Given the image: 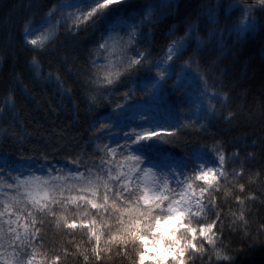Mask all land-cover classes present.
<instances>
[{
    "label": "snow or ice",
    "instance_id": "snow-or-ice-1",
    "mask_svg": "<svg viewBox=\"0 0 264 264\" xmlns=\"http://www.w3.org/2000/svg\"><path fill=\"white\" fill-rule=\"evenodd\" d=\"M13 8H23L22 27L0 44L12 61L7 76L0 75V264H58L59 249L50 258L44 250L42 231L52 224L58 233L81 234L74 251L64 249L81 264H107L113 252L124 264H186L205 256L206 264H235L250 246L264 244L260 229L231 249L213 231L221 192L240 206L244 228L249 206L264 203V164L244 167L264 160V152H248L229 170L239 151H227V134L236 129L225 105L238 84L223 63L238 59L237 45L258 32L264 53V0H76L75 7L67 0H27ZM16 23L9 16L0 31ZM62 25L68 50L83 54L77 78L85 103L76 118L82 122L66 127L55 144H32L20 115L31 92L26 74L40 77V56L65 46ZM54 75L63 88L53 72L40 79ZM189 127L207 133L210 144L181 146ZM251 135L250 145L248 137L235 142L264 148V127ZM60 157L75 168L52 164ZM246 171L249 184L239 182ZM5 175L14 182L5 183ZM213 214L217 219L205 222Z\"/></svg>",
    "mask_w": 264,
    "mask_h": 264
},
{
    "label": "trees",
    "instance_id": "trees-1",
    "mask_svg": "<svg viewBox=\"0 0 264 264\" xmlns=\"http://www.w3.org/2000/svg\"><path fill=\"white\" fill-rule=\"evenodd\" d=\"M73 0H67L71 2ZM211 2V0H208ZM232 0H221L222 4H229ZM26 4L27 0H0V23L9 16H15L17 23L12 24L9 27H5L3 31H0V44H2L7 38V32L11 30L16 32L19 27H22V20L20 19L23 8H13V5ZM220 13H223L224 8L218 9ZM219 16V15H218ZM171 22V21H170ZM62 25L59 33V40L65 41V46H61L59 43L51 53L42 54L39 58L40 61V76L43 77L49 72H53L60 76L63 81V88L60 84H56L54 81H47L46 79H40L34 73H27L28 87L31 89L29 93V103L26 107H21L20 115L21 122L24 125V135L28 136L29 142L34 143H56V138L60 136L66 127H73L78 129L79 123L77 121L78 116H82V105L85 103L83 96L81 95V89L79 87L80 81L78 80V73L83 68V54H78L75 51H69L67 48V35H65ZM159 30V29H158ZM206 34V30L205 33ZM71 35V34H68ZM231 39V38H230ZM160 44L164 41L161 39ZM241 55L235 61H232L230 56L225 59L223 63L228 66L229 78L235 80L238 84L237 88L229 91V100L225 105L227 112L234 113V118L231 119V126L236 130L228 133L229 139L227 144L230 147L227 148L228 152H232L234 149L239 151V158L233 162L229 161V170L232 167L239 166L240 162L244 160L248 152H253L255 156L257 152H264V148H261L257 143L256 148L250 146L246 147L244 143H236L237 138L248 137V144H251L252 133L255 132L259 135L262 127H264V53L261 49V37L258 32L256 36H248L245 38L242 44H238ZM31 56L30 52L23 53L20 59L21 65ZM11 58L3 55L0 52V69L3 72L2 76H7V71L11 66ZM99 64V63H98ZM100 65V64H99ZM91 68V65H89ZM55 78V75L53 76ZM36 81V83H33ZM69 88L72 92L69 93ZM5 89L0 86V100H2ZM75 103L76 107H73ZM77 109H81L79 112ZM106 109H101V111ZM70 121L73 123L70 125ZM227 125L224 123L219 124V128L223 129ZM183 137L181 140V146L183 143L188 144H210V140L206 139L207 133H201L194 128H185L183 130ZM31 134V135H29ZM73 133H68V136ZM67 138V137H66ZM82 145L83 141H79ZM29 144L25 145V148L29 147ZM10 153L15 151V147L11 144L3 145ZM90 151V146H85ZM167 147V146H165ZM173 153L179 154L181 147L172 148ZM16 158V157H13ZM62 163H69L62 157L53 159L52 164L59 166ZM264 164V160L257 159L256 161H245L244 167L249 169V164ZM45 165H48L47 163ZM253 171L258 170L255 166ZM232 179H235L233 177ZM241 183H251L250 177L247 171L244 174ZM221 207L217 209L220 212V218L213 226V231L221 241L223 246L236 248L242 244L249 243L243 239L246 233L256 234L260 229V234H264V203L257 200L254 204L250 205L251 215L247 217L249 224L247 228H244L243 222L238 219L240 215V206L235 205L234 197L231 198V203L225 202L223 198V192H221ZM235 205V206H232ZM249 207L245 208V211H249ZM233 213H236L234 216ZM216 215L213 214L206 218L205 222H211L216 220ZM44 235V250L50 258L59 249V255L61 257L58 264H81L75 257L69 255L65 257L64 249L67 247L69 252L74 251L75 245L80 243L82 237L79 232L72 234L58 233L55 225H49L46 230L42 231ZM86 242L87 238H83ZM207 256L204 261L195 259L194 261H186V264H206ZM107 264H124L123 257L118 256L113 252L108 258ZM235 264H264V244L256 243L254 246H250L246 253L240 254L235 258Z\"/></svg>",
    "mask_w": 264,
    "mask_h": 264
},
{
    "label": "rangeland",
    "instance_id": "rangeland-1",
    "mask_svg": "<svg viewBox=\"0 0 264 264\" xmlns=\"http://www.w3.org/2000/svg\"><path fill=\"white\" fill-rule=\"evenodd\" d=\"M69 4H71L73 7H75L76 6V0H73V1H71V2H68ZM228 11L229 12H232L233 10L232 9H228ZM224 14H225V10L223 11V13H220L219 11H218V15H219V18H220V20H221V23H223V16H224ZM234 15L235 14H238V13H233ZM230 39V38H229ZM103 59H104V56H103V54H101L100 55V57H99V59H98V61H97V63H99L100 65H102L103 64ZM47 81H54V82H57L56 81V79L55 78H51V80H47ZM49 166H45V169L44 170H42V171H46L47 170V168H48ZM58 167H65V168H67V169H74L75 168V165H71V164H69V163H64V164H61V165H59ZM25 174H27V173H25ZM38 174H40V173H38ZM53 174H55V172L53 173ZM5 183H13L14 181H12V179H11V177H9V176H7V175H5Z\"/></svg>",
    "mask_w": 264,
    "mask_h": 264
}]
</instances>
